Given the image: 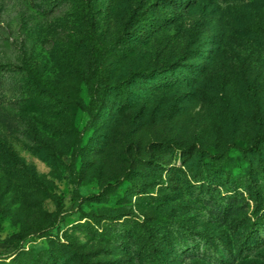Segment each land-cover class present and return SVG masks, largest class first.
Segmentation results:
<instances>
[{
  "label": "rangeland",
  "instance_id": "374dc122",
  "mask_svg": "<svg viewBox=\"0 0 264 264\" xmlns=\"http://www.w3.org/2000/svg\"><path fill=\"white\" fill-rule=\"evenodd\" d=\"M0 264H264V0H0Z\"/></svg>",
  "mask_w": 264,
  "mask_h": 264
},
{
  "label": "trees",
  "instance_id": "16d2710c",
  "mask_svg": "<svg viewBox=\"0 0 264 264\" xmlns=\"http://www.w3.org/2000/svg\"><path fill=\"white\" fill-rule=\"evenodd\" d=\"M103 53V48L101 46L97 47L94 50V57L92 60V64H91V73L92 76L95 78L96 75L100 74V59H101V54ZM99 87V84H98ZM91 94L92 97L95 96V90L91 89ZM43 232V228H29L25 231V234H39Z\"/></svg>",
  "mask_w": 264,
  "mask_h": 264
}]
</instances>
